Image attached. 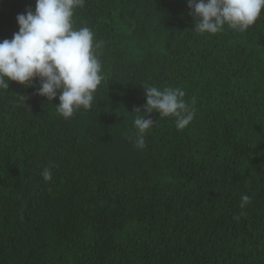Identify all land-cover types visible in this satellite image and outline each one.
I'll list each match as a JSON object with an SVG mask.
<instances>
[{
    "label": "trees",
    "instance_id": "1",
    "mask_svg": "<svg viewBox=\"0 0 264 264\" xmlns=\"http://www.w3.org/2000/svg\"><path fill=\"white\" fill-rule=\"evenodd\" d=\"M27 9L0 0V41ZM189 11L86 0L73 27L93 31L104 79L68 120L38 80L0 90V264H264V10L215 35ZM143 86L182 89L195 117L153 113L139 150Z\"/></svg>",
    "mask_w": 264,
    "mask_h": 264
},
{
    "label": "clouds",
    "instance_id": "2",
    "mask_svg": "<svg viewBox=\"0 0 264 264\" xmlns=\"http://www.w3.org/2000/svg\"><path fill=\"white\" fill-rule=\"evenodd\" d=\"M86 0H35V11L27 9L16 19L18 32L12 39L0 41V90H7L9 82L25 87L39 86L36 95L47 99L65 120L80 110L92 107L94 94L104 79L102 64L94 42V33L87 27H73V17ZM194 30L215 35L225 27L246 32L264 10V0H187ZM146 104L143 111L134 110L136 129L134 145L143 150L146 134L159 119L173 118L177 130H184L195 117L194 107L184 99L180 88L143 86ZM45 181L52 179L50 168L42 172ZM251 197L242 195L240 208L244 209Z\"/></svg>",
    "mask_w": 264,
    "mask_h": 264
}]
</instances>
